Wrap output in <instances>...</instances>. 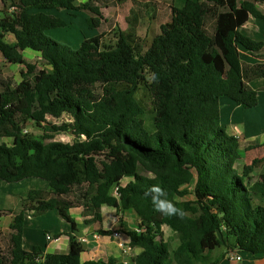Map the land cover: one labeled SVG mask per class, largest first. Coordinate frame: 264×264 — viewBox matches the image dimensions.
<instances>
[{"label":"trees","instance_id":"trees-1","mask_svg":"<svg viewBox=\"0 0 264 264\" xmlns=\"http://www.w3.org/2000/svg\"><path fill=\"white\" fill-rule=\"evenodd\" d=\"M2 1L0 52L25 70L12 83L3 80L0 66V138L12 140L0 142V181L35 178L48 188L29 190L19 209L8 210L14 217L8 249L0 245V264H125L115 258L82 262L83 245L72 234L67 253L24 248L27 212L81 207L89 224L101 222L104 205L134 208L142 216L140 231L129 232L131 244L141 248L134 264H217L230 250L264 255V173L255 175L264 158L238 167L240 139L229 133L221 112L224 98L243 109L259 103L258 91L247 83L240 48L259 57L264 41L240 28L250 17L264 23L258 7L264 0L172 4L170 18L145 48L122 30L114 41L105 43L99 34L76 48L46 33L68 25L54 9L88 12V26L100 28L104 14L95 0ZM209 14L216 19L213 34L206 27ZM6 34L15 41L7 42ZM26 49L36 52L45 67L27 61ZM251 71L264 76V62ZM141 88L151 95L153 129L137 96ZM65 114L70 121H50ZM28 121L80 138L62 142L53 133L28 134ZM153 186L166 193L162 198L182 217L156 210ZM188 194L192 199L185 198ZM163 226L180 241L173 252L159 239ZM222 246L226 252L215 255Z\"/></svg>","mask_w":264,"mask_h":264},{"label":"crops","instance_id":"crops-1","mask_svg":"<svg viewBox=\"0 0 264 264\" xmlns=\"http://www.w3.org/2000/svg\"><path fill=\"white\" fill-rule=\"evenodd\" d=\"M3 7V1L0 0V9ZM258 7L264 12V3H259ZM240 31L251 39L264 41V23L259 19L250 17L240 28ZM5 40L12 43L15 41V37L12 34H6ZM26 51L38 55L30 49L24 50V52ZM0 54L2 55L1 52ZM240 54L243 66L248 74L247 83L251 88L258 91L259 103L256 107L249 109L250 114L246 112L241 117L235 118V114L240 113V106L230 99L232 114L230 115V125L226 124V126L230 134L236 135L240 139L241 154L244 158L247 155V163L244 164H251L255 159L264 158V151H262L264 150V129L260 131L257 127L258 122L264 123V116L256 112L260 108L264 109V76L253 75L251 71L253 67L264 62V48L259 52V57L254 56L251 51L242 47L240 48ZM38 58L40 59L39 55ZM260 166L262 167L259 169L264 170V164L262 163ZM258 171L255 173L256 176L260 174ZM12 184L16 185L13 186V189L11 188ZM47 188L48 183L40 179H25L17 183H10L8 186L6 182L0 181V192L3 193L0 196V234L10 235V225L13 222L14 214L9 213L8 210L19 209L22 198L28 194L29 190ZM82 210L81 207H73L67 210L48 211L40 215H34L31 211L27 212L23 236L24 248L30 251L35 246H40L45 253H67L70 250V234H72L79 241L83 238L86 239L81 242L84 248L81 253L82 262L89 260L108 261L110 258H115L126 264H134V259L141 252V248L131 244L129 232L138 230L142 216L134 208L118 209L114 206L104 205L101 209V222L92 221L86 224ZM63 214L72 217L75 222H68ZM99 229L109 230L110 233L102 235L98 232ZM170 231L172 230L168 226H163L159 233V239L169 243L173 252L180 241L178 239L177 244L172 246L171 241L173 238H169L168 235L169 233L172 235ZM114 232H118L119 235L115 236ZM48 235H51L52 238L49 239ZM128 247L131 250H127ZM221 248L224 251L227 250L226 246L218 247L214 254L219 253L218 251ZM236 251L242 257L241 261L230 260L226 253L217 264L264 263V255L254 256L249 253L245 255L243 252Z\"/></svg>","mask_w":264,"mask_h":264},{"label":"rangeland","instance_id":"rangeland-1","mask_svg":"<svg viewBox=\"0 0 264 264\" xmlns=\"http://www.w3.org/2000/svg\"><path fill=\"white\" fill-rule=\"evenodd\" d=\"M83 1L77 2L78 5L83 4ZM186 0H95L94 4H97L103 14L104 19L102 20V24L100 28H90L87 23V17L90 15L85 11H67V10H51V12L55 15H58L64 18L68 25L62 28H56L48 30L46 33L52 37L53 39L70 45L71 47H79L82 41L85 38H92L99 34L103 35V42L107 43L108 41H114L116 35L119 30L124 31L131 35L132 42L134 45H138L142 48L147 46L152 38V36L159 31V26L163 21H167L171 16L170 5H176L177 7H183ZM3 9V8H2ZM216 19L213 14H209L206 18V27L210 34L215 31ZM214 28H213V24ZM254 40V39H253ZM24 57L27 61L31 63L37 64L39 68L45 67L44 62H42L38 55L31 51L24 52ZM0 66L3 70V80L11 81L12 83H18L21 80V71L25 70V67L22 64H10L8 63L3 55L0 54ZM3 90V84L0 83V92ZM138 98L143 102V104L148 109V114L146 115L147 127L153 129V113H152V100L151 95L147 89L141 88L137 94ZM222 120L228 126L230 125V115L232 114V110L230 109V99L224 98L222 99ZM252 110V109H251ZM250 114L249 109H243L240 107V113L235 114V118L241 117L245 113ZM259 112L262 116H264V109L260 108ZM242 113V114H241ZM253 119V117H252ZM71 120V116L65 114L60 119L50 118V121L60 125L63 122H68ZM260 131L264 129V123L258 122L257 125ZM24 132L28 134H32L35 136L53 133L54 140L62 141V142H73L80 137L75 136L70 131H53L49 124L43 125V127L37 126L32 121H28L25 124ZM6 139L0 138V142H3ZM7 142L11 143L12 140L8 139ZM264 149V148H263ZM264 151V150H262ZM246 155V154H245ZM243 159L240 161L239 168L243 167L244 163H247V155L242 156ZM264 169V167H263ZM260 170V169H258ZM260 174L264 170L258 171ZM259 174V176H260ZM258 178V177H256ZM255 178V179H256ZM34 180H36L34 178ZM39 180V179H38ZM41 180V179H40ZM45 182V181H44ZM6 182V185L8 186ZM26 184V183H25ZM30 184V183H27ZM12 189L13 186L11 185ZM15 188V187H14ZM193 189V186H190V190ZM17 190V188H16ZM20 190V189H19ZM2 192H0V196H2ZM186 199H192V194H188ZM172 232V231H170ZM168 234V233H167ZM169 238H173L171 241L172 246L177 244L178 238L172 232L168 234ZM9 236L4 234H0V245L4 248V250L8 249L9 245ZM219 253L226 252L224 249H220ZM245 255L246 252H243Z\"/></svg>","mask_w":264,"mask_h":264},{"label":"clouds","instance_id":"clouds-1","mask_svg":"<svg viewBox=\"0 0 264 264\" xmlns=\"http://www.w3.org/2000/svg\"><path fill=\"white\" fill-rule=\"evenodd\" d=\"M151 191L154 193V195L152 196V202L157 211L166 215H179L181 217L183 216V212L180 209L175 207L167 199L162 198L166 197V193L159 186H153Z\"/></svg>","mask_w":264,"mask_h":264},{"label":"built area","instance_id":"built-area-1","mask_svg":"<svg viewBox=\"0 0 264 264\" xmlns=\"http://www.w3.org/2000/svg\"><path fill=\"white\" fill-rule=\"evenodd\" d=\"M14 8H11V10H13ZM114 194H118V186H115V188L113 189ZM137 231H140V229H138ZM115 236H118L119 233L118 232H114ZM48 238H52L51 235H48ZM86 239L83 238L80 240V242L85 241ZM127 250H131L130 247L127 248ZM227 257L230 260H235V261H241L242 257L238 254V252L236 250H230L227 252ZM126 264V263H125Z\"/></svg>","mask_w":264,"mask_h":264}]
</instances>
